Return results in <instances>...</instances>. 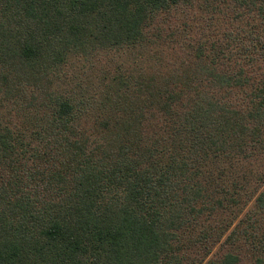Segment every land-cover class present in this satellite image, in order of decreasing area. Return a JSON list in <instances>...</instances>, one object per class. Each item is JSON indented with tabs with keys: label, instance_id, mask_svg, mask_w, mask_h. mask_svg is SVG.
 Masks as SVG:
<instances>
[{
	"label": "trees",
	"instance_id": "obj_1",
	"mask_svg": "<svg viewBox=\"0 0 264 264\" xmlns=\"http://www.w3.org/2000/svg\"><path fill=\"white\" fill-rule=\"evenodd\" d=\"M0 264H264V0H0Z\"/></svg>",
	"mask_w": 264,
	"mask_h": 264
},
{
	"label": "rangeland",
	"instance_id": "obj_2",
	"mask_svg": "<svg viewBox=\"0 0 264 264\" xmlns=\"http://www.w3.org/2000/svg\"><path fill=\"white\" fill-rule=\"evenodd\" d=\"M151 48L152 47L145 48L146 54H141L139 49H134L132 51L133 55H131L132 58L131 57L128 58L127 55L125 56L124 54L120 56L118 53H117V55H118L117 56L113 52L109 53V54H104L99 59L95 60V65H97V66L94 67L95 69L92 72L87 71V69L91 71V68H89L87 66V64L82 65L80 61L74 60L73 65L71 62L68 64V69H67L66 74L71 77V75L74 76L75 74L82 73L83 70H86V72L90 73V75H91V82H95V80L98 79V77L102 74L103 71L113 69L114 67L118 66V63L120 61H121V63H124L125 66H130L132 61H133L134 56H136V57L139 56L142 58H148V56L150 55V52L148 50H150ZM166 49H167V52L164 51L165 60H169V61L173 60L174 57L170 54L173 52V50L171 48H166ZM151 50L153 51V49H151ZM176 51H177V55L181 54L180 48H177ZM86 72L84 73V75H86ZM68 79H69V77H68Z\"/></svg>",
	"mask_w": 264,
	"mask_h": 264
}]
</instances>
